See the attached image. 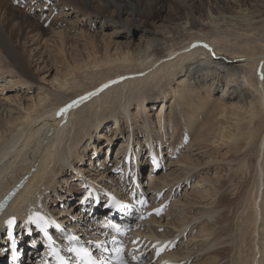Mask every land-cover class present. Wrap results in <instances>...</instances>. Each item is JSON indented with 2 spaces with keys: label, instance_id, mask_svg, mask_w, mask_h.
I'll return each instance as SVG.
<instances>
[{
  "label": "bare ground",
  "instance_id": "bare-ground-1",
  "mask_svg": "<svg viewBox=\"0 0 264 264\" xmlns=\"http://www.w3.org/2000/svg\"><path fill=\"white\" fill-rule=\"evenodd\" d=\"M173 1L0 0V51L7 69L15 72L24 84L34 83L37 78L16 42L35 32L50 33L72 21L73 25L68 28L77 29L78 26L88 36L101 37L107 44L114 42L118 46L111 56L97 58L94 52L89 54L88 59L68 74L75 77L74 83L50 105L29 114L28 118L17 116L6 121L11 128L8 137L0 142V198L24 174L38 170L31 179V175L27 176L0 199L4 200L0 215L13 199L8 214L16 210L26 214L1 221L0 264H77L67 251V233L79 237V244L92 254L109 261L114 258L117 262L115 249L120 244H113L112 237L122 242L124 234L115 232L111 225L121 228L132 225L134 217L131 220L121 210L106 207L110 197L130 203L135 209L139 206L137 200L143 198L152 201L150 205L156 208L155 203L164 191L170 195L188 179H191L192 188L187 189V185V191L174 201V205L195 211L180 229L189 223L195 228L204 220L203 228L192 236L193 240L201 239V244H197L200 254L223 245L220 249L208 250L201 264H264V79L261 78L264 75V0ZM165 5L166 9L171 8L172 14H167ZM135 26L146 27L141 30ZM84 69L91 72H87L86 79L77 80ZM104 84L109 86L97 91ZM90 92L97 94L66 114L57 115L61 108ZM159 106L161 109L156 115L154 109ZM152 115H156L153 120ZM154 124L158 126L155 134ZM120 125L124 127L119 128V137L126 133L127 139L117 144L119 159L106 164L108 159L101 155L109 153ZM181 125L187 138L201 146V152L205 150L202 155L207 161L198 163L185 156L164 167V149L158 152L155 144L167 149L168 153L171 148L176 150L179 139L175 130ZM142 133H145V147L140 143ZM168 135L172 143L165 140ZM153 157L159 167L153 164ZM65 159L70 164L67 165ZM124 159L126 168L133 165L139 177L136 179L133 175L135 188L131 187V193L120 197L116 191L124 193L121 181L127 171L122 170L120 177L114 172L123 167L121 160ZM210 160L221 172L216 170L219 173L216 184L208 187L195 173L198 174L200 165L207 167L212 163ZM145 161L151 165L146 178L150 185L140 181ZM98 165L102 170L96 169L97 181L105 185L112 181V189H105L85 177L91 166ZM175 168L181 171L178 173ZM108 171L113 176L108 178ZM28 181L25 192L23 188ZM80 184L85 195L75 198V203L68 206V196L71 197L74 187ZM199 189L206 194L193 192ZM89 190L93 193L90 197ZM101 192L107 193L103 199L98 196ZM42 196L49 199L41 204L45 207L25 211L30 198L36 204ZM85 197L89 205L81 203ZM59 203L63 208L58 211ZM78 204L85 209L76 211L78 213L72 217L66 215ZM37 212L55 221L64 232L55 224L49 225L53 237L50 242L36 224L28 222L29 215ZM13 218L15 223L9 238L7 222ZM154 219L151 222L157 224ZM153 223L134 226L132 240L138 239L137 242L129 246L122 244L121 255L127 264L133 263V256L138 257L140 251L147 252L151 248L154 258L158 249L163 252L170 244V239L185 233V230L177 232L173 238L168 233L160 235L157 234L159 227ZM233 229L236 233L230 234ZM13 240L15 248H11ZM101 241L112 243L107 245L108 251L97 248ZM231 242L232 247L229 246ZM54 244L60 248L58 255L63 260L52 254ZM125 251L133 256H126ZM234 251L238 257L234 256L231 263L227 259ZM165 257L172 259L174 255L162 254L160 263Z\"/></svg>",
  "mask_w": 264,
  "mask_h": 264
},
{
  "label": "rangeland",
  "instance_id": "rangeland-1",
  "mask_svg": "<svg viewBox=\"0 0 264 264\" xmlns=\"http://www.w3.org/2000/svg\"><path fill=\"white\" fill-rule=\"evenodd\" d=\"M169 1L174 2L173 0H169ZM166 8H167V5H165V9ZM169 8L166 9V12L168 11L167 14L170 15V14H172V12L170 11L171 8L170 9ZM66 24L73 25L72 21H70L68 23L66 22ZM68 25H64L63 28H58L56 30L52 29L50 31V33H46V34H38V32H35L34 34L26 36L21 41L16 42V44L20 48L22 55L24 56L25 60L27 61L30 70L32 71V73L37 78L34 83L24 84V82L19 79L18 75L15 72L11 71L10 69H7L6 60L4 58L3 53L0 51V74H2V77H0V142L3 141L5 138H7L9 133H10L9 129L11 128V126L8 125V123H6V121L8 119L15 118L17 116H21L22 118H28L29 114L33 115V114H35L36 111H41L45 106H48V105H50L51 102H54V100L57 99L58 94L64 93V91L67 89V87L68 86L70 87V85H72L74 83L75 77L74 76L71 77V75H68V74H70V71L73 68H75L76 66H80L81 63L83 62V60L88 59L89 54H91V53L93 54V52H94V54H93L94 56L96 54L97 58H103L107 55H109V56L114 55L117 52L118 46L114 42L113 43L111 42L112 44L111 43L107 44V42L103 41L101 39V37H97V38L90 37L87 34H85V32L79 30L78 26H76L77 29H74V28L71 29V28L67 27ZM135 27H137L141 30H144L146 26L145 27L135 26ZM107 46H109V47H107ZM108 50H110L111 52ZM98 70L100 71V69H98ZM88 71L91 72V70H88V69H84L83 71H80L77 80L86 79ZM67 78H69V79H67ZM85 82H86V80H85ZM160 109H161V106H159L158 109H156V108L154 109V111L156 112V115L158 114V110H160ZM174 111H175V109H174ZM168 112H169V110H168ZM175 112H177V115L179 116L180 113L177 110ZM148 113H149V111H148ZM156 115L151 116L152 120H153V116L155 118ZM139 118H138V120H136L138 125L141 123ZM177 118H181V117H177ZM168 121H170L169 118H168ZM175 121H176V119H174V122ZM127 123H130L129 120ZM124 124H126V121L124 122ZM122 126L120 125L117 128L118 130L116 129L117 131H116L114 138H113L114 143L112 146L110 145L111 147H109V149H108L109 153L104 152L106 154V156H104V153L102 151L103 154L101 155V158L103 156V157H105V160L108 159L107 160L108 162H106V164L110 163L109 160H116V159H119V157H120V156H118V157L116 156L117 155L116 151L118 149L117 144L119 142H121L122 140H126L127 136H128L126 133H123V136L119 137V134L121 133V130H119V128ZM181 127H182V125L176 126V130H175V134H176V136H178L177 138L179 139L176 142V144H177L176 150H172V148L169 146V148H171V153H168L167 149H165V148L161 149V146L155 144V147H156L158 152H161V150L164 149L163 157H162V159L164 158V160L162 161V165L164 167L168 166L171 162L179 161L180 159H182L185 156L186 157L187 156L192 157V159H194L198 163H200V161H201V163H202V161H207V160H205V156L202 155L205 150H203L201 152L200 151L201 146L195 144L192 140L188 139L183 128L181 129ZM157 129H158V126L155 125L153 127L154 134L156 133ZM176 131H178V132H176ZM170 132H172L171 129H170ZM116 135H118V136H116ZM144 138H145V133L140 134V143H142L143 147L146 146V144L143 142ZM155 138L159 139V137H157V136H155ZM171 139L172 138L170 135H168L165 138L166 141H170ZM170 143H172V141H170ZM166 145L168 146L169 144L166 143ZM16 148L21 149V146H19V147L16 146ZM135 148H138V146ZM114 150H115V153H114ZM206 151H208V150L206 149ZM168 154H170V155H168ZM92 157H93V155H92ZM121 161H122L121 165L123 167H121L119 171L114 172V174L117 175V177L118 176L120 177V175L122 173L121 171L126 170L127 175L125 176L124 179L121 178L122 179V181H121L122 185L124 186V193L118 192V189H117L116 194L120 197H125L124 194L127 195V194L132 192L130 189L131 187L134 186L133 189L135 188L136 185H132V184H134L133 182H134L135 178L137 179L139 177V171H133V169H132L133 165H131V168H128V167H130V165L126 168L125 159L121 160ZM211 161L212 160H210V162ZM65 163L68 165V164H70V161L68 159H65ZM146 164H147V162L145 161V166L142 169L143 173L140 177V181L144 182V184H146V185L147 184L150 185V183L147 182V179H148V174H150L151 165L149 163L147 165ZM95 165H97V164H95ZM111 165H113L112 162H111V164H109V166L111 167ZM180 166L182 167V165H180ZM205 166L206 165H200L198 167L199 169H197L198 174L195 173V175L199 176L198 177L199 179H204V183H206V186L208 185V187H210L213 184H216V179L218 178V175L221 171L218 169V165L215 164L213 161H212V163H208L207 167H205ZM73 167L71 166V168H73ZM209 168H210V170H209ZM96 169L102 170V167L99 165L96 167L91 166V168L88 169V172L85 175V177L86 178L88 177L93 183H97L105 189H112L113 188V182L112 181H111L110 185H105L103 183V181H101L102 183L98 182L99 179H96V175H99V173H98V171H96ZM148 169H149V173H148ZM175 169L178 173L181 171V169L180 170L177 168H175ZM33 170L24 174L13 186H11L8 189V191L3 196H5L16 184L21 182L27 176L31 175L30 176V179H31L33 176V173H35L38 169L34 172H33ZM109 172L110 171H108V178L113 176V174H111ZM133 175L135 176V178ZM224 175H225V173L223 172L222 176H224ZM57 179H58V177H56V180ZM121 179H119V181ZM29 181L24 185L23 190L25 192H26V186L28 185ZM105 181H106V183H109L108 180H105ZM186 186H187V189L189 187L192 188L191 186H193V185H191V179L182 181L181 187L179 189H176V190L174 189L170 195H168V191H166V192L164 191L162 193V197H161L162 199L158 198L157 202L158 201L159 202L155 203V207L157 206L156 208H152V205H150V204H152L153 202L147 200V203L145 205L138 204L139 205L138 209L131 211L130 218L132 220V218L134 217V222L131 226H129L128 230H124L123 240H122V242H118L119 244L124 243V245L129 246L130 244L136 243L138 239L132 240V235L134 234L133 232L135 229L134 226H136V225L141 226L142 225L145 227L146 224H148V223L152 224L153 222H151V220H153L154 218H155L154 220L155 221L157 220L158 223L157 224L153 223V224L155 226L159 227V228H157V234L163 235L165 233H168L167 235L172 237L173 235H175V233H177V232L181 233L180 231L185 230V233L179 234L177 237H174V238L172 237L173 239H170V244L168 243L164 247L163 252H160L159 255L156 254L154 256V258H152V253L154 252V250L151 251L152 248L150 250L147 249L146 250L147 252H141L140 251V254L138 255V259H140L142 261V263L141 262L138 263L139 260L136 259L134 261L135 263L133 262L134 264H137V263L138 264H162V263L163 264H190L191 262H192L191 264H196V263L201 264L204 261L203 258L205 257V255L207 253H209L213 249L214 250L220 249L223 246V245H219L220 247L215 246L213 248H209L208 250H210V251H208V250L203 251V252H201L202 254H200V246L199 245L201 244V242L199 240H201V239L200 238H199V240L196 239L197 240L196 241V240H193L192 236H196L199 233L200 229L203 228V223H204L203 221L204 220L202 222L200 221L198 226L195 228L192 227L193 223H189L186 228H182L183 230L180 229L179 226L185 224L184 221L186 220V218L189 219L190 214L191 213L193 214V212L195 211V209H193V208L184 209L182 207H179L180 205H177V206L174 205V203H175L174 201L178 198H181L184 195V193L187 191ZM83 188L84 187L82 186V184H80V185H76L74 187V192L71 189L72 195H71V197H70V195L68 196V199H69L68 206L75 203V198H78L80 195H82V196L85 195ZM145 189H147V188H145ZM195 191H199L202 195L206 194L205 192H202L204 190H201V189L194 190L193 192H195ZM43 192H45V191H43ZM187 194H185V195H187ZM52 195H53V193H52ZM98 196H99V199H103L105 197V193L101 192L100 194H98ZM57 197L53 195V198L57 199ZM72 197L74 198V200H70ZM47 198L44 199L42 196L39 200L36 199L37 200L36 204H33L32 203L33 199L30 198L27 202V207H26L25 211L31 212L36 208L45 207V206H43L45 204V202L46 203L49 202V199H47ZM93 198H95V197H93ZM165 198H167V199H165ZM13 200L8 204V206L6 207L4 212L0 215V233L2 232L1 228H3L1 225L2 220H7L9 217H13V216L19 218L23 215H26V214L21 213V212L18 213L17 210L15 212H13L11 215L8 214L9 208H10ZM62 200L64 201V200H66V198L62 199ZM163 200H166V201L164 204H161L160 201L162 202ZM41 204H43V205H41ZM85 204H86V202H85ZM202 204H203V202L199 203V205H197V210H200V206ZM39 205H41V206H39ZM86 205H89V204H86ZM20 206L21 205H19L18 208ZM46 206H48V205L46 204ZM172 207H174V208H172ZM62 208H63L62 204L59 203L57 206V210L59 211V209L61 210ZM81 208H84L83 205L78 204L76 206V208H74V210L69 211V213H67L66 215L72 217V215L73 214L76 215L78 213V212L76 213V211L80 210ZM157 208L161 209L159 216L156 215V213H155V209H157ZM56 213H57V211H56ZM53 214H55V212H53ZM58 214L59 213H57V215ZM241 214H243V213H241ZM241 214H240V217L242 216ZM243 215L245 216V214H243ZM244 216H242V217H244ZM77 217H81V216H77ZM141 217H143V218H141ZM100 221L101 220L98 219V222H100ZM101 223H103V220L101 221ZM194 223L197 224L196 220L194 221ZM190 225H191V227H190ZM122 229H124V228L122 227ZM132 230H133V232H132ZM234 233H236V232L233 229V231L230 234H234ZM226 239H228V238H226ZM203 240H206V239H203ZM198 243H199V245H197ZM109 244L112 245V243H110V242L108 244L104 242V247H107V245H109ZM230 245L232 247L234 245L233 242H231L229 244V246ZM116 246H117V244H116ZM147 246H149V244ZM153 246L155 248L157 245H153ZM167 246H169V247H167ZM224 246H226V244ZM132 247H134V246L132 245ZM139 248H140V246L138 245V249ZM243 248H245V247H243ZM245 249H248V248H245ZM42 251H43V249L41 250L40 253H42ZM197 251H199V252H197ZM244 251H246V250H244ZM161 253L162 254L169 253L171 255V257H173V255H174V258L169 259L168 257H165V260L164 261L161 260L162 263H160V259L162 258ZM196 253L201 255V256L196 255ZM125 255L129 256V257L133 256V254H131L130 252H127V251H125ZM234 256L238 257L236 255L235 251L233 253H231V256L227 259V261L231 260V263H233V261H234L233 259L235 258ZM133 263H131V264H133Z\"/></svg>",
  "mask_w": 264,
  "mask_h": 264
},
{
  "label": "snow or ice",
  "instance_id": "snow-or-ice-1",
  "mask_svg": "<svg viewBox=\"0 0 264 264\" xmlns=\"http://www.w3.org/2000/svg\"><path fill=\"white\" fill-rule=\"evenodd\" d=\"M193 47H197V45H193ZM203 47L207 48V45H203ZM262 79H264V75L261 76ZM116 81H112V83H115ZM109 85L108 84H104L101 86L100 89H98L97 91H103L104 88H107ZM96 92H90L87 94V96H82L77 100H73L71 103L67 104L64 108H61L60 111L57 113V115H63L66 114L68 112V110H70L71 108L78 106L80 103H82L84 100L89 99L91 96L96 95ZM152 162L154 165H156L157 167H159L158 161L156 160L155 157L152 158ZM93 193L91 192V190H89L88 196H92ZM107 195V193L105 194ZM133 197H135L136 193L133 192L132 193ZM162 195V194H161ZM141 197H143V194H141ZM88 197H85L84 200L81 201V203H85L87 201ZM137 203L140 205H145L147 203V201L143 198L137 200ZM106 207H108L109 209L112 208H117L119 210H125L129 208V205L122 203L121 201H118L115 199V197H110V202L107 203L105 205ZM0 207H2V205H0ZM161 212L160 208L155 209V213L156 215H159ZM143 218V217H141ZM28 222L29 223H34L36 224L37 228H40L43 232L45 237L51 242L52 238L48 235V231L47 228L49 227V225L51 224H55V227L57 229H61V226L59 224H57L55 221L51 220L50 218L40 214V213H32L31 215H29L28 217ZM8 236L11 238L12 237V231L11 228L13 226V224L15 223L14 218L10 219L8 222ZM111 227L115 230V232L119 233L120 235L124 234V229H122L119 225H111ZM66 239H68L69 241H75L77 243H79V237L77 236H71L68 235L66 236ZM89 243H92V241H89ZM112 243H118L117 239L115 236L112 237ZM13 248H15V240H13V244H12ZM97 248H99L101 251H108V249L106 247H104V242H98L97 243ZM162 249H158L156 254L159 255L160 251ZM69 252H74L76 254V256L82 260L85 261V264H111V262L109 260H106L105 258L101 257L99 260L96 259L95 257L92 256V254L85 249L82 244L79 248L77 247H70L68 249ZM123 251V245L120 244L119 247H117L115 249L116 252V260H117V264H127V262L123 259L121 253ZM52 254L56 255L58 259L63 260L62 257H59L57 249L53 248L52 249ZM133 259L136 260L138 259V257L133 256Z\"/></svg>",
  "mask_w": 264,
  "mask_h": 264
}]
</instances>
